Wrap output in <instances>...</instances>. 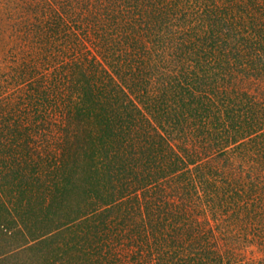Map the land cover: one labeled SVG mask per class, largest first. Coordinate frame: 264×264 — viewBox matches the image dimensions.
<instances>
[{"label":"trees","instance_id":"obj_1","mask_svg":"<svg viewBox=\"0 0 264 264\" xmlns=\"http://www.w3.org/2000/svg\"><path fill=\"white\" fill-rule=\"evenodd\" d=\"M60 7L0 71V264H264V0Z\"/></svg>","mask_w":264,"mask_h":264},{"label":"rangeland","instance_id":"obj_2","mask_svg":"<svg viewBox=\"0 0 264 264\" xmlns=\"http://www.w3.org/2000/svg\"><path fill=\"white\" fill-rule=\"evenodd\" d=\"M69 2L71 0H0V71H8L27 54L38 51L35 24L52 14L51 8H61V3Z\"/></svg>","mask_w":264,"mask_h":264}]
</instances>
